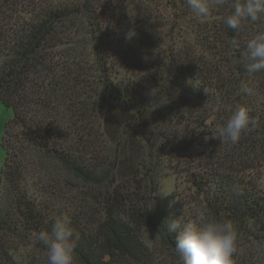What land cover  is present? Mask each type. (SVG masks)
Wrapping results in <instances>:
<instances>
[{
	"label": "trees",
	"instance_id": "16d2710c",
	"mask_svg": "<svg viewBox=\"0 0 264 264\" xmlns=\"http://www.w3.org/2000/svg\"><path fill=\"white\" fill-rule=\"evenodd\" d=\"M100 1L33 0L29 15L21 16L16 6L23 0H0V101L12 113L2 137L0 264H23L14 256L17 242L31 244L64 215L74 230L76 264H153L144 227L154 229L182 264L175 249L180 229L169 226L201 218L230 222L239 245L250 242L249 250H236V264H264V174H258L264 73H249L242 59L247 35L264 31V22L245 21L235 32L223 24L227 6L213 10V21H199L187 0ZM154 2L156 13L148 4ZM123 9L151 24L138 30L135 44H105ZM164 9L174 21L187 22L184 33L158 31ZM80 16L79 33L86 37L74 40L69 32ZM241 82L252 94L240 91ZM237 105L250 109L256 127L231 145L221 142L218 129ZM170 125L186 127L181 137L205 138L206 151L216 154L190 176L191 197L202 208L197 218L174 215L152 197H125L120 185L114 187L116 173H135L137 158L154 149L162 153L161 139L166 148L176 145L177 127L170 136L162 133ZM72 179L90 190L104 188L101 212L88 204L92 193L78 191ZM42 261L33 257L27 264H47Z\"/></svg>",
	"mask_w": 264,
	"mask_h": 264
},
{
	"label": "rangeland",
	"instance_id": "374dc122",
	"mask_svg": "<svg viewBox=\"0 0 264 264\" xmlns=\"http://www.w3.org/2000/svg\"><path fill=\"white\" fill-rule=\"evenodd\" d=\"M23 1L24 2L22 4L16 6L18 9V14H20L21 16H28L29 14L26 11L27 9H31L29 3L33 0H28L27 2L25 0ZM100 2H103V0H101ZM148 4L152 5L154 13H156L158 8L156 2H154L153 4ZM159 15L161 17V19L159 18L160 21L158 22V24H160V28L158 30L159 32L171 29L170 31L173 34H182L186 30L187 22H184L182 24L178 21H174V17L172 16V12L170 10L167 11L166 9H164L160 11ZM133 17L130 16L129 12L125 11L124 9L121 10L120 13L118 11L115 17L116 21L114 23V26H109L108 34L110 35V37L105 38V44H111L113 47H122L123 45L128 44L127 42H130L125 40V35L130 28L135 27V29L137 30L136 33H138V30L143 29L145 26L151 24V22L147 21V17L143 16V14H139L138 18ZM83 19L84 18L80 16L75 22L76 27L74 31L69 32V34L75 36L74 40H76L77 36H80L81 40H83V37H86L84 36V34L79 33L84 30V28L81 27V22L83 23ZM197 20L199 19L197 18ZM213 20L214 17L209 16L207 19H200L199 21ZM16 21L17 18L13 17L10 20V24L15 23ZM146 21L148 23H146ZM153 21L155 24L156 21L154 19ZM165 24L168 25L164 26ZM161 25H163V27ZM175 25L177 27L176 31L174 27ZM245 26H247V23H244L243 28H245ZM245 32L246 33L243 34V38H245V36L247 35V27ZM251 35H253V33H250L249 35H247V37L250 38ZM186 37L187 36H185L184 38ZM184 38H180L177 40L179 45L183 44L182 41H184ZM136 39L137 35L131 40L133 44H135ZM191 41H193V39ZM84 52V57L86 59H89L90 57L87 50H84ZM119 77L123 78L124 76L119 75ZM193 83L196 84V82ZM11 114V110L9 108H6V106L0 101V179L1 166L4 161L5 155L2 148V137L4 135L5 124L10 119ZM211 120L212 117L209 118L204 124H210ZM176 127L178 128L177 130L179 134L178 138L174 140L176 145L169 144L166 148L165 142H167V140L161 139V142L163 143L161 150L162 153L159 154V149H154V154H143V156L137 158V166L134 167L135 173L133 175L129 172H127V174L116 173L114 187L120 185L118 187L122 188V192L124 193L125 197L134 199L137 197H152L153 200L160 203L161 208L170 210L174 215L184 218L186 217L188 220V218L191 217L190 215H194V217L196 218L197 216H202V208L199 207V205L196 204L197 202H195V200H193V198L191 197L193 190L191 188L192 184L190 181V176L192 173L199 174L200 172H202L205 165L208 164V162L211 161L213 157H216V154H210L208 151H206L205 138L202 139L200 137H194L190 139L184 137L185 135L181 137V131L186 130V127H183L182 125L163 126L162 133L166 132L168 136H170L172 133L171 130L175 129ZM202 130H205V132L208 131L207 128H203ZM260 162L263 163V166L259 169L258 174L261 173V176H263L264 162L262 160ZM136 174H138V177H135ZM151 176L153 179L150 178ZM72 182L73 186L78 191L92 193V197L90 199L88 198L87 201L88 204L93 207V211L99 213L101 212V209H104V188L95 187L90 190L88 186H85L78 180L72 179ZM154 182L155 184H153ZM160 191H167L169 193L165 195ZM50 202L52 203L51 200ZM141 235L150 252L152 253V257L154 259L153 264H178L176 258H173L172 254H170V250L167 248L159 234L154 229L150 227H144L141 229ZM249 243L248 241L244 242L247 248L249 246ZM16 246L17 247L14 251V256L20 263L27 264V262H29L33 257H36L38 260H43L42 263L47 262L46 252L42 251L41 247L38 246V241L36 240V238H33L31 240V244L28 243V240L26 239L19 240ZM236 248L238 249V253H241L242 251H244V249L249 250L247 248H244V245L240 246L239 243H237ZM120 263L137 264L135 262H128L127 260H122ZM257 264H261L260 261L257 260Z\"/></svg>",
	"mask_w": 264,
	"mask_h": 264
},
{
	"label": "clouds",
	"instance_id": "9594fccd",
	"mask_svg": "<svg viewBox=\"0 0 264 264\" xmlns=\"http://www.w3.org/2000/svg\"><path fill=\"white\" fill-rule=\"evenodd\" d=\"M187 5L201 20L212 15L213 10L229 7L230 12L223 17V24L235 32L243 30L245 21L264 22V0H187ZM129 14L133 17L131 12ZM135 36L136 29L132 27L127 31L125 40L131 41ZM242 59L249 73H264V31H257L246 40ZM240 91L252 94L246 82H241ZM255 127L256 121L251 117L250 109L237 105L224 126L218 129V138L221 142L235 145L242 135ZM169 227L172 231L180 229L175 249L181 256L182 264H236L239 234L230 222L201 218L197 222L186 221L181 226L174 220ZM36 240L45 249L47 264H76L74 230L67 215L53 218L50 229L40 230Z\"/></svg>",
	"mask_w": 264,
	"mask_h": 264
}]
</instances>
